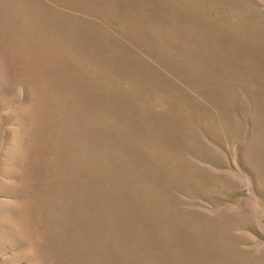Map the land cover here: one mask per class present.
Wrapping results in <instances>:
<instances>
[{"label":"rangeland","instance_id":"1","mask_svg":"<svg viewBox=\"0 0 264 264\" xmlns=\"http://www.w3.org/2000/svg\"><path fill=\"white\" fill-rule=\"evenodd\" d=\"M0 264H264V0H0Z\"/></svg>","mask_w":264,"mask_h":264}]
</instances>
